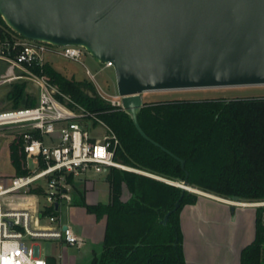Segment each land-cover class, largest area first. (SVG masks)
<instances>
[{"label":"trees","instance_id":"obj_1","mask_svg":"<svg viewBox=\"0 0 264 264\" xmlns=\"http://www.w3.org/2000/svg\"><path fill=\"white\" fill-rule=\"evenodd\" d=\"M14 32L0 16V41ZM32 71L50 82L80 106L94 112L117 135L116 158L121 163L162 178L182 182L221 197L264 199V96L242 98L176 99L143 103L137 112L144 132L184 160L179 161L145 140L124 110L110 106L87 79L67 77L46 62ZM26 82L12 85L7 98L12 107L32 106L36 99L25 92ZM9 158L16 175L28 172L25 154L16 137L9 144ZM187 173V175H186ZM110 201L82 204L97 219L106 217L101 250L89 264H196L185 261L179 214L198 196L187 191L176 211L161 223L181 196V188L162 180L111 169L107 175ZM131 197L120 199L122 184ZM36 189L34 191H38ZM57 215V211L50 210ZM264 244L262 209L255 215V237L240 253L239 264H261Z\"/></svg>","mask_w":264,"mask_h":264},{"label":"water","instance_id":"obj_2","mask_svg":"<svg viewBox=\"0 0 264 264\" xmlns=\"http://www.w3.org/2000/svg\"><path fill=\"white\" fill-rule=\"evenodd\" d=\"M0 16L23 38L81 46L111 62L136 130L182 168L183 159L141 128V94L264 85V0H0ZM155 178L182 190L161 221L166 224L191 186L187 176L182 182Z\"/></svg>","mask_w":264,"mask_h":264},{"label":"built area","instance_id":"obj_3","mask_svg":"<svg viewBox=\"0 0 264 264\" xmlns=\"http://www.w3.org/2000/svg\"><path fill=\"white\" fill-rule=\"evenodd\" d=\"M85 51L81 46L54 45L15 36L0 41V61L6 64L0 86L24 80L37 90L34 105L0 109V130L13 131V140L18 137L28 170L0 184V264H51V256L41 255L39 240L82 247L84 239L61 223L58 216L63 205L71 204L75 183L106 176L113 168L141 172L117 160L120 141L96 113L61 92L47 76L32 71L33 66L42 67L50 62L49 55L82 63ZM100 63L105 68L113 67L111 62ZM85 74L102 99L124 110L117 88L110 94L86 67ZM13 193L34 198V202L14 207L10 199L3 207L1 199ZM37 196L43 199L42 203ZM50 210L57 211V215ZM64 225L67 227L63 228Z\"/></svg>","mask_w":264,"mask_h":264},{"label":"crops","instance_id":"obj_4","mask_svg":"<svg viewBox=\"0 0 264 264\" xmlns=\"http://www.w3.org/2000/svg\"><path fill=\"white\" fill-rule=\"evenodd\" d=\"M91 184L93 193L90 195L88 186ZM110 195L107 175L76 182L72 202L64 207L67 210L75 208L79 212L78 216L75 219L66 216L64 219L59 215L60 212L58 213L61 223L69 225L77 236L88 241L86 243L84 240V245L80 248L71 246L78 254V257L73 259V264H89L93 254L100 252L106 227L105 216L100 219L94 217L93 225L90 219H84L81 210H84L85 206L82 202L89 205L106 204L110 201ZM88 197L92 200H87ZM31 203L33 202L27 201L12 205L25 207ZM248 206L238 207L231 201L209 194H201L195 204L185 205L179 214L185 261L196 264H239L241 250L255 237V212ZM86 215L88 218L93 213L87 210ZM82 248L85 249L81 252ZM60 258V264H66L61 255Z\"/></svg>","mask_w":264,"mask_h":264},{"label":"rangeland","instance_id":"obj_5","mask_svg":"<svg viewBox=\"0 0 264 264\" xmlns=\"http://www.w3.org/2000/svg\"><path fill=\"white\" fill-rule=\"evenodd\" d=\"M11 38H14L13 36H10ZM48 59L52 66L56 68L58 71H60L62 74H64L67 77H73L76 80H82V79H88L85 74V67L88 68L92 73L96 74V81L98 85L106 92L113 94L116 92V82H115V73L114 68L109 67L105 68L102 66V64L95 59L92 55H90L87 51H85L84 55L81 57V62L73 61L70 59H64L60 58L58 56L49 55ZM6 64L2 61H0V75L5 71ZM20 82H26L25 92L34 97L36 99L37 96V90L36 88L28 81H18ZM17 82H10L6 83L2 86H0V109H5L12 106V103L10 100H8L7 95L9 91L12 89V85ZM257 96H264V85H248V86H228V87H211V88H193V89H172V90H156V91H147L143 92L141 94L142 102L148 103V102H156V101H166V100H176V99H209V98H227V99H233V98H242V97H257ZM24 106V105H22ZM14 138V132L8 131V130H0V184L8 182L9 178L13 177L15 174L14 168L10 162L9 158V144L13 141ZM29 166L33 167V164L29 162ZM136 170H139L141 172H133L138 175H146L150 177H158L162 178L160 176L154 175L152 173H149L147 171H144L142 169H138L135 167H132ZM119 171H125L122 169H117ZM132 173V171H129ZM165 180V178H162ZM168 180V179H166ZM171 181V180H168ZM177 182V181H172ZM92 184L88 186L90 195L93 193L91 191ZM193 189L198 190L196 191H188L189 193H194L198 197L201 195V192H204L205 194H209L211 196H216L220 199H223L225 201H231V198H225L218 196L216 194H213L211 192L203 191L201 189L191 187ZM97 189V187L95 188ZM203 194V193H202ZM89 196V195H88ZM131 197V194L125 184H122V190L120 199L125 202L128 201ZM41 203L43 202V199L40 196L36 197ZM11 199V204H16L19 202H27L32 201L34 202V198L27 197L22 198L19 194L13 193L9 196L1 199V203L3 207H6L7 201ZM87 200H92L91 198H87ZM198 200V198H197ZM197 202V201H196ZM238 202L247 203L251 209V211L255 212L257 209H262L263 214V222H264V199L262 200H254V201H243L238 200ZM175 204V203H174ZM195 204V203H194ZM191 205V204H186ZM238 207H240L238 205ZM86 209V207H85ZM81 210V214H84V219L88 220L90 219L91 224L93 225V221H95L94 217L95 214L92 216H88L87 218V210ZM79 214L78 210L75 208H68L65 209L64 205L61 208V211L59 215L61 218H66V216H70V218L75 219ZM86 215V217H85ZM97 219V218H96ZM72 224V223H71ZM73 226V224H72ZM91 226V225H90ZM74 227V226H73ZM90 228V227H89ZM84 239V238H83ZM86 243L88 242L87 239H84ZM40 248V253L42 256H51L55 258V264L61 263V257L65 261L66 264H73V259L78 257V254L76 252V249L65 244L64 242H60L57 240H39L37 242ZM85 248L81 249V252L84 251ZM261 264H264V244L262 247L261 252Z\"/></svg>","mask_w":264,"mask_h":264},{"label":"bare ground","instance_id":"obj_6","mask_svg":"<svg viewBox=\"0 0 264 264\" xmlns=\"http://www.w3.org/2000/svg\"><path fill=\"white\" fill-rule=\"evenodd\" d=\"M191 190H192V191H195V192H196V191L198 192V190L193 189V188L190 187V191H191ZM199 193H201V194H202V193L205 194L204 192H201V191H200ZM207 195H208V194H207ZM210 196H211V195H210ZM228 202H229V201H228ZM231 203H233V204H235V205H240V206H247V205H248L247 203H243V202H233V201H231ZM24 204H25V203H24Z\"/></svg>","mask_w":264,"mask_h":264}]
</instances>
